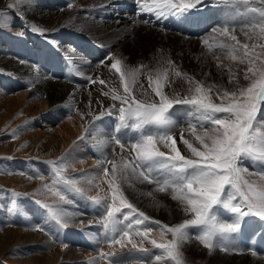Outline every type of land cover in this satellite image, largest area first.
<instances>
[{
  "label": "snow or ice",
  "instance_id": "1",
  "mask_svg": "<svg viewBox=\"0 0 264 264\" xmlns=\"http://www.w3.org/2000/svg\"><path fill=\"white\" fill-rule=\"evenodd\" d=\"M30 2L16 0L15 5H9L16 8V16L25 27L29 25L21 9L29 7ZM132 2L138 6L135 16L150 13L157 23L166 20L186 27L203 23L202 18L189 15V10L200 12L201 7L213 6L203 4L202 0ZM215 6L222 9L221 21L210 31L235 42H219L215 47L226 50L230 60L247 64L243 74V79L249 81L247 86H241L229 70L228 82L236 85L235 90L220 89L217 85H205L185 77L189 85L186 93L169 95L164 88L171 83L170 69H164L157 72L154 86L149 76V86L158 99L145 101L132 95V87L137 83L136 70L122 71V61L118 58L110 65L119 73L123 85V93L115 88L103 93L119 102L118 107L111 106L114 111L107 112L116 117V123L96 125L92 136L118 145L121 152L130 150L131 155L103 161L100 183L107 184V193L88 199L100 209L102 243L110 247L119 245L122 250L130 246V254L117 257L114 251H100L94 264L100 261L106 264H184L182 247L192 238L209 252L217 248L239 252L236 245L245 237L261 235L264 238V119L258 120L261 105H264V0H219ZM3 17L12 19L0 12V29ZM142 22L152 23V19ZM237 29L252 43H241L235 34ZM30 30L41 34L44 31L35 25H31ZM204 44L209 50L213 48L207 39ZM174 75L183 74L177 70ZM99 83L105 84V81ZM212 94L219 103L213 102ZM175 105L189 106V112L170 111ZM103 115L105 113H99L95 118ZM121 130H124L123 136ZM177 132L190 156L182 154L177 146ZM185 132L194 139L185 138ZM67 167V162H51L55 174L53 186L62 185L63 189L83 196L79 178L62 174ZM250 168L253 170L249 171ZM133 181L156 185V191L170 194L188 218L172 226L151 220L124 194L122 185H131ZM87 182L93 183L92 180ZM45 187L63 203H71L59 188ZM11 203L15 205L16 201ZM36 203L47 209L50 219L61 228L71 222V214L61 206ZM152 225H156V229ZM190 229L197 231L192 233ZM37 230L43 229L38 227ZM154 230L161 234L159 242L149 237ZM166 236L171 238L166 239ZM145 243L160 252L150 253L143 246Z\"/></svg>",
  "mask_w": 264,
  "mask_h": 264
},
{
  "label": "bare ground",
  "instance_id": "2",
  "mask_svg": "<svg viewBox=\"0 0 264 264\" xmlns=\"http://www.w3.org/2000/svg\"><path fill=\"white\" fill-rule=\"evenodd\" d=\"M113 1H117V0H76V1L72 0L71 1L72 4H70L69 6L67 5L68 7L67 8V7H63L64 5L60 3L54 4L53 0L52 1L48 0L46 2L31 0L30 6L24 8L25 11L23 12L25 13L24 16L26 18V22L29 25L28 27H30L34 23H35L34 25L39 23L40 25H42L44 30H46L52 37H54V42L46 41L44 39L39 40L40 38H35V37L34 38L28 37L27 36L28 28L22 25L21 20L17 22L16 27L11 29L9 33L5 34L6 38L7 37L16 38L17 45L10 47V51L13 52L12 53L13 56L6 54L4 58L0 59L1 69L7 72H15V74L21 78V81H19L16 85H12V86H18L19 84L31 86V88L29 89L21 90L23 92H18L19 94H17L16 102L12 101L14 98L13 99L10 98L12 100H10L8 104L5 105L0 104V117H4L3 119L11 118L10 120H7L5 124L9 123L14 119H17L16 116L18 114H22L23 116H26V119H30L31 115L34 114L36 115L38 112L41 113L51 109L52 107H54L53 104L54 105L63 104L66 107V109H62L61 111H71L72 108H75L76 110V112L74 113L71 112L70 115L68 116V119L64 121L65 124L63 128L59 130L60 132L58 138L54 136L53 138L51 136L53 139L50 140L47 139V141H43L37 133L32 134L29 132H25L26 129L22 126L18 128V132L20 135L19 137L21 139H19L17 143L18 144L30 143L31 144L30 147L33 148L36 155L40 157H44V158L53 157L56 160L59 159L62 160V158L65 159L66 150L73 145V142L79 136L89 131V128L91 127V125H93V121L96 119L95 116L97 114L99 113L106 114L110 110L114 111V109H112L111 106L115 103L112 101L110 96H106L103 93L108 92L112 88H115L118 92L123 93V85L119 81V73H116L114 69L110 68L112 59H109V62H105L103 61L104 59L102 57L96 59L95 56L91 60H85L84 54L86 55V53L84 51L88 49L87 46L88 42L82 40L83 42L81 41L79 43L78 40L80 39L79 34H82L87 37L97 38L98 40L100 39V41L103 39L105 40L107 39L108 41L117 43L116 41L117 39H120V37L132 33L133 30H136L135 27L139 26L140 22L136 20V18L129 12L131 8L130 3L128 2L129 0H120L121 3L124 2L122 3L124 11H120L118 14V17H120L121 20L123 18H127V20L132 21V25H130V27L127 25L129 28L127 29L125 28L121 31H117L114 29V25H111L107 29H101L99 27L100 24L92 20V17L97 13H102L104 16H108V15L110 16L111 13L109 10L105 8V5H108V3L110 4ZM52 4L56 5L57 11H54V7ZM58 6H60L61 9L57 8ZM80 8H85L90 12H88V14L84 17L78 14ZM221 11L222 9L221 8L219 9V7L216 6L204 8L203 11L201 10L200 12H203V14L201 13L199 15H195V17L202 18L203 20V23L199 24L197 29H194L196 27V25H194L191 26L192 28L190 29H189L190 26L187 27L185 26L184 28H181L178 31L168 32L166 30H162V28L160 29L155 27V28H149L148 30L149 35L147 36L145 35L141 36L138 32H134L136 33V35L133 38V42L130 43V48L128 49L130 56L128 57V59L125 60L126 65L124 64L123 66L126 67L123 68L122 71L128 68H132L133 62L137 63L138 58L139 60L141 59L145 60V54L147 53L148 49L151 47V44L149 42L150 38L152 39L153 37L156 36L157 37L160 36L161 38L166 37V39H162V40L163 41L167 40L170 42L172 40L175 41L181 39L184 40L186 37L188 38L191 35L189 38L191 37L194 38H192L193 40L190 39L189 42H191L190 45L193 46L191 47V49L193 50L195 49V51L197 52L196 56H199L201 54L200 51H202L203 49H206L207 51L209 50L208 47L204 44L205 39L208 40L209 44L213 45V48L219 42H227L234 44V41H231L230 37H226L223 35L216 34V36L212 35L211 38L209 34L210 37L204 35L205 37H201V39L198 38V36L202 35L207 29L220 23ZM57 12H59L58 15H56ZM190 14H192V12ZM57 17H59V19H57ZM68 24L70 26L72 25V29L70 31L63 28ZM139 28H143V27L139 26L137 27V30H139ZM20 33H23V35H20ZM235 34L237 35V39L241 43H247V42L252 43V41L250 42L248 40V37L244 34V32L240 31L239 29H237V32ZM137 35L139 36L137 37ZM148 38L149 41L147 42L146 39ZM199 39L201 40L200 42H198ZM43 41H46L47 43L42 44ZM67 42L72 43V45L70 46V44L69 43L67 44ZM163 44L157 45L158 48H156L154 51L158 49V52H154L153 54H151L152 60L154 58L153 61L155 64L154 63L153 64H154V68L156 67V73L153 75L150 74L149 70L136 71L137 83L132 87V95L135 96L136 98H144L146 100H153L156 98L155 94L152 92L151 86H149V76L153 78V86H154L155 77L157 72L159 71L158 68L160 67V64L162 62H167V59L170 58L168 57V53L164 49V47L166 48V42H163ZM66 46H69L71 49H65ZM124 46L125 45H122V47ZM179 54H180L179 56H181L179 60L180 61L179 66L181 67H178L176 65L177 67H175L173 70L172 67L175 65L171 66L170 68L171 83L167 87H165V89L170 94L179 92L183 95L186 92L185 85L183 83L186 72L184 74L182 68L184 69L185 67L184 65L187 62L188 56H186V53L183 54L179 53ZM92 60H94V62ZM223 67H224L223 65L221 66L217 65L216 68L223 69ZM177 70L183 74L181 77H176L174 75V72ZM193 73L194 76L198 75L202 78L209 76V78L212 79L213 77H215L217 79L216 84H219L222 88H226L228 79L226 77L224 78L223 76H218L209 72L207 68L196 67ZM61 74L62 77L65 75L66 76L70 75L69 76L70 78L69 77H68L69 79L68 78L63 79L61 77L59 78V75ZM100 80H104L105 84H100L99 83ZM92 81H96V82L93 83ZM33 95L34 97L35 95H39L42 97V99L39 101H35L33 100V98H29L32 97ZM118 106L119 105H117V107ZM3 108H6L8 111L6 114L2 112ZM170 111L178 112L180 114H186L189 112V106L178 105L175 106ZM26 119L24 121H26ZM94 126L95 125H93V127ZM121 131H122L121 136H123L124 130ZM176 135H177V146L180 148L182 154L190 155V153L182 144V141L179 139V132H177ZM184 136L185 138L194 139L190 137V134L187 132L184 133ZM87 138L88 135L85 136L86 139L85 142L91 143V139L88 138L90 139L88 140ZM91 144L94 148L93 150L94 155L98 156L101 159L104 158L105 153L109 154L105 158V160H107L109 157L112 159L120 160L122 157H128L129 155H131L130 150H125L128 151L129 153H126L125 151L121 152L118 145H114L113 143H104L102 142V139H99V136H96L95 138H93L92 136ZM83 147L86 149L90 148L89 146H87V144L84 145ZM83 152L84 151H82V149H79V151L76 152L75 156H78L79 154L82 155ZM88 152H92V151L89 149ZM68 160H69V164H72L73 166L75 165V167L79 169L82 167L84 168V170L82 171L83 177L79 176L80 177L79 185L84 190V195L82 196L75 192L71 194L70 197L67 198V200L71 201V203H64L63 205L65 208L62 206L68 213L71 214V222L68 225L70 226L84 225L86 227L92 228L90 232L97 233V231L100 229V226L98 225V220L100 218L99 215H97L99 214V211L95 209L94 203L92 204L90 203L88 197H97V196L103 197V195L100 194H102V191L105 187H103L100 181L98 180V173L93 170H95L96 167L99 166L103 168L104 165L101 164L102 162L94 158L82 162L75 161L73 157H68ZM88 170L91 171H89L87 174L86 173L84 174V171H88ZM73 172L74 171L71 170V168L67 167L66 170L67 175L73 177L74 174ZM84 177L86 178L91 177L93 183L89 184L88 182H86V179ZM13 181L14 182L16 181V183H22L24 182V178L20 177L18 178V180H11L0 175V183L11 185L12 183H14ZM138 193L139 194L137 195L143 197V199L146 202L145 203L146 207L143 206V208H146L145 214L149 216L151 220L170 223V226H172L175 225L176 223L182 222L183 219L188 218L187 215L183 213L178 203L171 199L170 194H168L167 192L161 193L156 191V185L151 184V186L148 187L144 186V188L140 189ZM149 193H151V195H149ZM50 226L49 228L51 234L53 233L54 235V233L57 232L56 226L53 222H51ZM152 227L156 229V225H152ZM45 230L46 229L43 228V231ZM32 231L33 230H24L18 227L15 228L14 226H10V227L8 226L6 231L3 232L5 234L1 233L0 235V254L4 253L9 248H11V246L14 244L18 236L22 235L24 237L25 236L29 237L31 235H34ZM102 232H103V228H102ZM190 232L193 233L194 230L190 229ZM42 235L43 234L41 233V238H40L41 240H42ZM149 237L152 239H156L159 242L161 239V234L159 231L154 230L149 234ZM165 238L169 239L167 237ZM135 239L138 240V238ZM47 240L55 243V240L51 238H47ZM243 240H245L244 242L246 243V245L244 244L242 245L239 242L236 245V247L240 249L239 252L236 251L225 252L218 248L209 252L208 249L205 248L201 249L199 243L194 238L189 239L184 243L182 247V251H183V255L189 256V259L191 261L196 260L197 261L196 264H264V238H262L261 235H255V236L245 237L244 239H242V241ZM22 241L23 240H21L20 242ZM143 246L148 249L152 248L154 253L160 252V250L153 248V246L148 243H145ZM55 247L56 248L54 249V252L49 251L50 253L47 254H44L45 252L44 253L41 252L42 254H44V256L40 258L32 257L34 259H32L29 262V264H54V262L56 263V261L59 259V256H61L60 254L63 253L69 255V257L71 256L72 258L76 257V259L80 257V254L84 255L85 258L88 259L89 261H93L95 258L94 252L85 247L82 248L78 246L79 248H75L73 246H67L65 250L63 249L64 245L60 246L61 248H59V244L58 246ZM129 249L130 246L129 248H125L122 250L119 245H115L111 247L108 246L107 248L103 249V252L106 253H111L113 251L123 252ZM77 251H80V254L77 253ZM253 251L256 252V255L252 254ZM186 260L185 263L189 264ZM102 264H106V262L102 261Z\"/></svg>",
  "mask_w": 264,
  "mask_h": 264
},
{
  "label": "rangeland",
  "instance_id": "3",
  "mask_svg": "<svg viewBox=\"0 0 264 264\" xmlns=\"http://www.w3.org/2000/svg\"><path fill=\"white\" fill-rule=\"evenodd\" d=\"M38 1L46 2L48 0H38ZM49 1H52V0H49ZM71 1L72 0H55V1L53 0L54 4L60 3V4L64 5L63 7H67V5L69 6L70 4H72ZM128 2L130 3V0ZM148 2H150V0H148ZM217 2H219V0H204V1H202L203 4H211L213 6H215V4ZM122 3H124V2H122ZM122 3L120 0L113 1L110 4L108 3V5H105V8L110 11L111 15L110 16L109 15L104 16L102 13H97L92 17V20L95 22H98L100 24L99 27L101 29H107L111 25H114V29L117 31H121L125 28L126 29L129 28L130 25H132V21L127 20V18H123L121 20V18L118 17L119 12L124 11ZM10 4L15 5L16 0H0V12L7 13V16L12 17V19H10V20L7 19L6 17L2 18L4 20V24H3V28L0 29V56H1L0 59L4 58V56L6 54L13 56V54H12L13 52L10 51V47L17 45V39L16 38H8V37L6 38V36H5L6 33H9V31L11 29H13L14 27L17 26V22L20 20L19 17L16 16V8L15 7H9ZM254 6L259 7V4H255ZM53 7H54V11H57L56 5H53ZM57 8H60V6H58ZM67 8H65V9H67ZM204 8H207V7H201V10L203 11ZM219 9H220V7H219ZM192 10L194 11V9H191L189 11H192ZM21 11L24 12L25 10L21 9ZM88 12H90V11L86 10L85 8H80L78 11V14L85 17L88 14ZM58 14H59V12L56 13V15H58ZM57 19H59V17H57ZM5 23H8V24H5ZM38 24L39 23H37L35 26L44 30L42 25H40V24L38 25ZM139 26H142L143 28H139V30H137V27H139ZM139 26L135 27L136 30H133L132 33H129L125 36L120 37V39H117L116 40L117 43H113L111 41H108L107 39L106 40L103 39L100 41V39L98 40L97 38L87 37L85 35L79 34L80 35V39H78L79 43L82 40L88 42V45H87L88 49H86V51H84L86 53V55L84 54L85 60H91L96 56L95 57L96 59L102 57L104 59L103 61L109 62V57H112L113 58L111 60V64H112V63H114V59L118 58L122 61L121 68L122 69L125 68L126 66H123L124 64L126 65L125 60L128 59V57L130 56L128 49L130 48V43L133 42V38L136 35V33H134V32H138L141 36H144V35L147 36V35H149L148 34L149 28H155L152 25H149L146 23L144 24L142 22H140ZM27 28H28L27 29L28 30L27 31L28 37H30V38L35 37V38H40L39 40L44 39L46 41L54 42V37H52L46 30H44L43 33L41 34L38 32L31 31L30 27H27ZM63 28L70 31L72 29V25L70 26L68 24V25L64 26ZM168 32H173V31L170 30ZM209 34H210L211 38H212V35L216 36V33L211 32L210 28H209L202 35H199L198 38L201 39V37H205L206 35H207V37H210ZM138 36L139 35H137V37ZM189 37L188 38L186 37L184 40L183 39L178 40V41L172 40L170 42L167 40L163 41L162 39H166V37L161 38L160 36L153 37L152 39L150 38V41H149V38L146 39L147 42L148 41L150 42L151 47L148 49L147 53L145 54V60H143V59L139 60V58H138L137 63L133 62V64H132L133 67L128 68V69L129 70H136V71H138V70L139 71L149 70L150 74L154 75L156 73V67L154 68V64H155L153 61L154 58L152 60L151 54H153L154 52H158V49L156 51H154L156 48H158L157 45H161V44H163V42H166V48L167 49L165 47H164V49L166 50V52L168 53V57H170V58L167 59V62H162L160 64V67L158 68L159 71L160 70L162 71L164 69H170L172 65H175L172 67L173 70L177 66L181 67V66H179L180 65L179 60L181 57V56H179L180 55L179 53H182V54L186 53V56H188L187 62L184 65L185 66L184 69L182 68V71L184 72V74L186 72V75L184 77H186L188 74L187 77H192L197 81H201L205 85L215 84V85L219 86L220 89H225V88H222L219 84H216L217 79L215 77H213L212 79L209 78V76L202 78L198 75L194 76L193 72L195 71L196 67L207 68V70L209 72H211L215 75H218V76H223L224 78L226 77L229 81V70H231V73L234 75L235 79H237L239 81L240 85L242 84L241 86H247L249 84V81H246L243 79L244 70L247 67L246 63L240 64L239 61H231L230 59H228L227 52H225L226 50H221L219 48H216L215 46L210 51L203 49L202 51H200L201 54L199 56H196L197 52L195 51V49L194 50L191 49V47H193V46L190 45L191 42H189V40L194 38V37H191V38H189ZM96 39H97V41H96ZM200 39L198 40V42L201 41ZM46 41H43L42 44L47 43ZM68 43L70 44V46L72 45V43L67 42V44ZM247 43H249V42H247ZM249 44H251V43H249ZM122 45H125V46L122 47ZM73 46H74V44H73ZM65 49H71V48L69 46H66ZM183 51H185V52H183ZM256 51H259V49H257ZM105 54H106V56H105ZM91 56H93V57H91ZM92 61L94 62V60H92ZM169 62H171V63H169ZM212 62H214L215 64ZM214 65H216V66H214ZM217 65L218 66L223 65L224 67H223V69L222 68L221 69L216 68ZM69 76L70 75H68V76L65 75L62 77V74H61V75H59V78L61 77L63 79H66ZM19 81H21V78L19 76H17L15 74V72L3 71V69H1V66H0V104L1 105L8 104V102L10 100H12L13 98L15 100L13 99L12 101L16 102L17 101L16 100L17 94H19L18 92H23L21 90L31 88V86H29V85H20V84L18 86H12V85H16ZM210 81H211V84H210ZM183 83L185 85V89H187L189 87V85L187 84L185 78L183 80ZM23 86H26V87H23ZM235 88H236V85L234 83L230 84L229 82H227L226 89L232 91V90H235ZM164 91L167 94L172 95V94L168 93V91L165 88H164ZM5 97H8V98H5ZM39 97H41V96L35 95V97H34V95H33L32 97H29V98H33V100L39 101L42 99V97L41 98H39ZM10 98H12V99H10ZM137 99H141V100H145V101H151V100H146L144 98H137ZM155 99H158V97H156ZM212 100H213V102H216V103L220 102L219 99L215 96V94H212ZM113 102L115 104L119 105L118 101H113ZM225 102H227V101H225ZM53 106L54 107H52L51 109H49L45 112H41V113L38 112L39 114L38 113L36 115L34 114L35 116L31 115L30 119H26V116H23L22 114H18L16 116L17 119H14L7 124H5V122L7 120H10L11 118L10 119H8V118L3 119L4 117H0V175H2L5 178L11 179V180H18V178H20V177L24 178V182H22V183H16V181L15 182L13 181L14 183H12L11 185H8V184L6 185L3 183H0V235H1V233L5 234L3 232L6 231L8 226L9 227L14 226L15 228L18 227V228H22L24 230H33L32 232L34 233V235H31L29 237L28 236L24 237L22 235L18 236L16 238V241L14 242V244L11 246V248H9L4 253L0 254V264H29V262L34 258H40V257L44 256V254L54 252V249L56 248L55 246H58V244H59V248H61L60 246L65 245V244H67V246H73L75 248H79L78 246H80L82 248L85 247V248L94 252L95 258L93 261H89L88 259L85 258L84 255L80 254V251H77V253L80 254V257H78V259H76V257L75 258H72L71 256L69 257V255L63 253V254H60L62 256V258H61V256H59V259L57 260L58 262L56 261V263L54 262V264H94V262L98 259V255H99L98 253L100 251H103V249H105L109 246L108 244L102 243L103 232H102V225L100 224V219L98 220V225L100 226V229L97 231V233L90 232V230L92 228L86 227L84 225H80V226L79 225L78 226L68 225L65 228H61L60 226L56 225L55 221L50 219V217L47 214V209H44L43 207H41L40 204L36 203V201H40L41 204L47 203L50 205H58V206L64 207V205H63L64 203L62 201H60L57 196L54 195V192L47 191L45 186L54 187V190L59 188L61 191L64 192L66 198L70 197L71 194L75 193L73 191H68V190L63 189L62 185L53 186V178H54L55 174L51 169V162H53V161H55L57 163H58V161H59V163L67 162L68 167L74 171L73 172L74 173L73 178H80L81 176L83 177L82 171L84 170V168L82 167L79 169V168L75 167V165L73 166L72 164H69L68 157H73V159L75 161H80V162L94 158V159L102 162L101 164L104 165L103 161L105 160V158L109 154L105 153L104 158H102V159L99 158L98 156L94 155V151H93L94 148L91 144L92 143V131L96 127V125L104 124L106 122H111L112 124H115L116 123V117L115 116H109L106 113L100 119H95L93 121V125H95V126L93 127V125H91V127L89 128V131H87V133H83L81 136H79L73 142V145L70 146L69 149L66 150L65 159L62 158V160H61L58 158L59 160H56L53 157L44 158V157H40V156L36 155L34 149L30 147V145H31L30 143H27V144L26 143L25 144L24 143H21V144L17 143L19 141V139H21L19 137L20 135L18 132V128L22 126L26 129L25 132H29L32 134L37 133L43 141H47V139L48 140L53 139L54 137L58 138L59 132H60L59 130H61V128H63V126L65 124L64 121H66L68 119V116L70 115L71 112L74 113V112H76V110H75V108H72L71 111H61L62 109H66V107L63 104H59V105L53 104ZM175 106H178V105H175ZM2 112L6 114L8 111L6 108H3ZM218 115H223V114H218ZM25 119H26V121H24ZM259 119H264V105H261V114L258 116V120ZM22 122H23V124H22ZM85 131H86V129H85ZM86 135H88V138L91 139V143L88 142L89 144L85 142L86 141V139H85ZM51 136L52 137L54 136V137L52 138ZM90 139H88V140H90ZM99 139H102V138L99 137ZM86 144H87V146L90 147L89 149L92 152H88L89 149H86L83 147ZM194 146H198V144L196 145V143H195ZM79 149H82V151H84L83 154L82 155L79 154L78 156H75L76 152L79 151ZM125 152L129 153L128 151H125ZM188 156H190V155H188ZM78 157H79V159H78ZM108 159H112V158L109 157ZM108 167L110 168V165H108ZM85 168H87V167H85ZM101 169H102V167L99 166V167H96L95 170H93V171H96L98 173V180L99 181H100V176H101ZM249 170L252 171L253 169L250 168ZM89 171H91V170L84 171V174L85 173L87 174ZM9 173H15V174H9ZM62 174L70 177L69 175L66 174V172H64ZM41 176L43 178H34V177H41ZM84 178L86 179V182L88 180L92 179L91 177H88V178L84 177ZM45 179H46V181H45ZM101 184L105 188L103 189L102 194H100V195L104 196L107 193V184L106 183H101ZM144 186L148 187V186H151V184H148L147 182L133 181V183L131 185H128V184L122 185L125 196L129 199V201L131 203H133L140 211H143V212L146 210V208H143V206L146 207L145 206L146 202L143 199V197H140L137 194H139L138 193L139 190L144 188ZM13 200L16 201L15 205H13L11 203ZM89 201L91 204L93 203L91 200H89ZM2 203L4 204V206ZM140 204H142V205H140ZM96 206L94 205L95 209H97L99 211V214H97V215H99V218H100V209L98 206L97 207ZM138 206H140V207H138ZM10 209H11V211H10ZM123 211L126 212L128 210L124 209ZM144 213H146V211ZM51 222H53L55 224L56 229H57V232L54 233V235H53V233L51 234V231L49 228ZM161 223L166 224V225L169 224L168 226H170V223H164V222H161ZM171 225H172V223H171ZM38 227L40 229L45 228L46 230L45 231H43V230L39 231V230H37ZM34 230H36L37 232ZM192 230H194L193 233H195L197 231L196 229H192ZM39 232H41L43 234L42 240L40 239L41 233H39ZM166 237L169 239L171 238L170 236H166ZM29 238L31 239L32 242L30 241ZM47 238H51V239L55 240V243L52 241H48ZM21 240H23V241L20 242ZM244 241L245 240H243V241L241 240V241H239V243L242 245L243 244L246 245V243ZM65 248L66 247H63L64 250H65ZM200 248L202 249L204 247L202 245H200ZM132 251L134 252V250H132ZM149 251L152 254H157V253L153 252L152 248H149ZM41 252L42 253L45 252V253L42 254ZM115 253H116L117 257L127 256L130 254V249L123 251V252L119 251V252H115ZM32 257H34V258H32ZM65 257H67V258H65ZM183 259H185V260L187 259L186 261L189 264H196L197 263L196 260L191 261L189 259V256H187V255H183ZM185 260H184V264H187V263H185ZM99 264H102V261H100Z\"/></svg>",
  "mask_w": 264,
  "mask_h": 264
}]
</instances>
